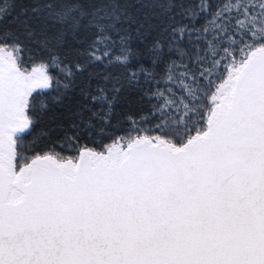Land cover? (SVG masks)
Here are the masks:
<instances>
[{
  "label": "snow or ice",
  "instance_id": "obj_1",
  "mask_svg": "<svg viewBox=\"0 0 264 264\" xmlns=\"http://www.w3.org/2000/svg\"><path fill=\"white\" fill-rule=\"evenodd\" d=\"M0 264H264V0H0Z\"/></svg>",
  "mask_w": 264,
  "mask_h": 264
},
{
  "label": "trees",
  "instance_id": "obj_2",
  "mask_svg": "<svg viewBox=\"0 0 264 264\" xmlns=\"http://www.w3.org/2000/svg\"><path fill=\"white\" fill-rule=\"evenodd\" d=\"M187 3L195 4L198 0H186ZM211 3L216 6L223 3V0H211ZM19 10V8L17 9ZM207 22V17H202L198 23L204 24ZM150 39V38H149ZM134 44H138L139 42L133 41ZM149 43V40H144L143 45L141 47L146 46ZM24 58V67L25 69H31L34 65L41 63V57L38 51L35 48H31L23 53ZM49 73L57 78L60 77V72L55 68H50ZM55 93L51 89H38L33 93V96L36 98L37 108H39L40 104L48 105L47 110L43 111L40 115L36 128L32 133V136L29 137L31 140L33 137H37L40 135H44L46 138L57 139L61 137L64 131L67 129L69 125V118L71 111L75 108V98L73 95H69L64 99L62 103H53L52 97ZM145 110L143 105H139L132 101L124 104L122 106L123 112H132L134 114L139 115L142 111ZM156 124L155 120H150V123L146 124L145 127L154 128ZM127 130L126 123H120L116 126V131L120 134ZM87 142V141H85ZM89 146H92L91 144ZM67 154V153H66Z\"/></svg>",
  "mask_w": 264,
  "mask_h": 264
},
{
  "label": "rangeland",
  "instance_id": "obj_3",
  "mask_svg": "<svg viewBox=\"0 0 264 264\" xmlns=\"http://www.w3.org/2000/svg\"><path fill=\"white\" fill-rule=\"evenodd\" d=\"M38 65H39V64L34 65L33 67H36V66H38ZM33 67H32V68H33ZM32 68H31V69H28L27 71H28V72H31ZM38 89H41V88H37V89H35V91L38 90ZM35 91H34V92H35ZM34 92H33V93H34Z\"/></svg>",
  "mask_w": 264,
  "mask_h": 264
}]
</instances>
